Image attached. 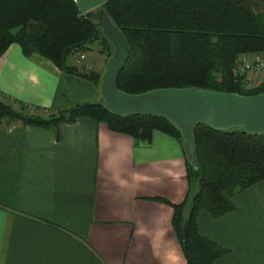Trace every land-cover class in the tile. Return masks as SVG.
I'll use <instances>...</instances> for the list:
<instances>
[{"label": "crops", "instance_id": "crops-1", "mask_svg": "<svg viewBox=\"0 0 264 264\" xmlns=\"http://www.w3.org/2000/svg\"><path fill=\"white\" fill-rule=\"evenodd\" d=\"M75 55L73 65L90 69ZM100 85L18 42L0 57V101L25 114L101 102ZM190 186L183 142L163 131L143 141L90 116L49 128L4 118L0 264H187L172 204ZM233 201L219 218L197 217L200 234L229 250L214 264H264V180Z\"/></svg>", "mask_w": 264, "mask_h": 264}, {"label": "trees", "instance_id": "trees-1", "mask_svg": "<svg viewBox=\"0 0 264 264\" xmlns=\"http://www.w3.org/2000/svg\"><path fill=\"white\" fill-rule=\"evenodd\" d=\"M102 6L131 47L119 89L132 94L158 88L264 92V86L242 87L233 72L242 55L264 51V10L257 0H106ZM91 18L92 11L81 13L75 0H0V57L18 42L26 54L39 52L65 72L100 85L102 74L69 63L96 42L110 43ZM84 116L137 140L149 141L156 130L163 131L183 142L186 153L180 129L161 116H117L102 102L30 115L0 101V121L9 118L27 126L58 127ZM194 134L197 164L187 156L191 186L183 202L172 204L173 226L187 264H214L229 250L200 234L198 214L205 210L219 218L236 210L233 196L264 180V135L206 124H198Z\"/></svg>", "mask_w": 264, "mask_h": 264}, {"label": "water", "instance_id": "water-1", "mask_svg": "<svg viewBox=\"0 0 264 264\" xmlns=\"http://www.w3.org/2000/svg\"><path fill=\"white\" fill-rule=\"evenodd\" d=\"M81 13L92 11L94 22L114 46L101 77V102L117 116L156 115L170 120L182 132L188 159H196L195 127L218 130L242 128L264 135V92L244 95L199 88H158L132 94L119 89L118 77L131 53L128 39L102 6L106 0H75Z\"/></svg>", "mask_w": 264, "mask_h": 264}, {"label": "built area", "instance_id": "built-area-1", "mask_svg": "<svg viewBox=\"0 0 264 264\" xmlns=\"http://www.w3.org/2000/svg\"><path fill=\"white\" fill-rule=\"evenodd\" d=\"M79 56L80 60L86 58L85 53H79ZM233 72L241 82L252 80L256 85L264 83V51L249 56L242 55Z\"/></svg>", "mask_w": 264, "mask_h": 264}, {"label": "rangeland", "instance_id": "rangeland-1", "mask_svg": "<svg viewBox=\"0 0 264 264\" xmlns=\"http://www.w3.org/2000/svg\"><path fill=\"white\" fill-rule=\"evenodd\" d=\"M257 3L259 5L258 6V9L261 10V11H263L264 10V0H257ZM97 48H100L99 51L102 50V48H103L104 51L103 52L101 51V55L98 54L97 55L98 57L96 59H93V57L95 55L89 54V58L88 59L85 58L86 59L85 62H88L86 64H87L88 68H90V69L85 68L83 70L82 69H80V70L86 71V72L91 71L92 67H94L93 65H95V66L97 65L98 66V64H99V58H102L103 57L104 58V67L102 65V72L100 71L101 73L100 72H98V73H100V74H103L104 73L105 68H106V64H107L109 58L112 56V54L114 52V46H113V44L111 42L109 43V41H107V43H105L104 46H103V44L99 43V47H97ZM86 52H87L86 50H84V51H78V54L79 53H85L86 54ZM93 53H95V52H93ZM252 54H254V53H246V54H244V56H249V55H252ZM74 58H77V55H75ZM69 63H71V58H70V62ZM241 85L244 88L251 89V88H257V87H260V86H264V83H262L261 85H256V83L252 82V80H248V81L242 82ZM39 115H41V114H39ZM195 183H196V181H195ZM196 185L197 184L194 185L193 190H196L197 189Z\"/></svg>", "mask_w": 264, "mask_h": 264}]
</instances>
